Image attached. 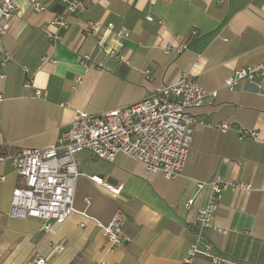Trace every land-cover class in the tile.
Returning <instances> with one entry per match:
<instances>
[{
  "label": "crops",
  "instance_id": "1",
  "mask_svg": "<svg viewBox=\"0 0 264 264\" xmlns=\"http://www.w3.org/2000/svg\"><path fill=\"white\" fill-rule=\"evenodd\" d=\"M40 1L47 7L43 13L17 0L3 35L12 60L0 64V144L11 152L50 147L71 128L76 112L100 115L132 105L184 73L217 95L192 110L204 125L193 126L188 161L174 179L150 174L122 154L108 162L89 150L78 152L74 212L51 232L42 231L36 218L9 216L13 192L24 179L10 163L0 164V264H26L36 253L45 264H181L197 214L213 195L211 185H198L217 178L250 189L223 190L215 222L227 234L206 232L212 255L224 264H264V75L233 91L225 87L236 70L264 64V0H84L87 11L67 16L69 27L57 43L45 31L59 32L54 18L63 7L60 0ZM89 22L114 25L100 36L128 63L97 49L96 36L83 33ZM180 43L188 44L181 55L164 53ZM84 55L103 67L85 65ZM29 78L32 86L26 87ZM37 89L46 95L35 98ZM221 123L230 129L219 131ZM242 129L258 138L242 137ZM92 178L123 189L114 195ZM116 215L123 239L111 248L100 225ZM196 264L211 261L200 255Z\"/></svg>",
  "mask_w": 264,
  "mask_h": 264
},
{
  "label": "built area",
  "instance_id": "2",
  "mask_svg": "<svg viewBox=\"0 0 264 264\" xmlns=\"http://www.w3.org/2000/svg\"><path fill=\"white\" fill-rule=\"evenodd\" d=\"M16 1L5 0L0 7V64L3 68L12 60L11 53L4 46L3 35L17 10ZM26 1L36 13L47 10L40 0ZM60 3L63 12L54 18L59 32L45 31L52 43L59 42L62 39L60 31L69 27L67 16L80 17L88 9L84 0H60ZM147 19L153 21L154 17L149 14ZM103 27L114 29L111 23L104 26L99 22H89L85 24L83 33L96 36L100 52L128 63L125 55L107 49L100 36ZM118 35L126 39L129 37L124 31H119ZM196 35V31L191 33V37ZM187 49V43H180L167 45L163 50L166 54L178 56ZM82 63L98 69L103 67L102 63L95 64L89 55L82 56ZM262 75L264 64L238 69L225 81V87L233 91L239 82L252 83L256 76ZM0 78L4 79L5 75H0ZM31 80H27L26 87L32 86ZM257 88L259 91L262 89L260 85ZM34 95L35 98L43 97L46 92L37 89ZM216 95V91L206 92L192 75L184 73L176 83L158 88L132 105L100 115L76 112L71 128L50 147L22 149L13 153L6 145L0 144V164L10 163L24 179V185L13 192L9 216L14 219L36 218L41 221V230L45 232H51L54 226L65 223L74 212L76 183L81 175L76 155L82 150H89L94 158L108 162H114L120 154L125 155L142 164L148 173L161 174L167 180L181 176L193 141V126L204 125L203 121H196L192 110L201 107L209 96ZM2 100L3 95L0 94V102ZM230 127V123L217 125L221 132L228 131ZM240 134L244 138H258V133L252 130L242 129ZM4 179L1 177L0 180ZM92 179L114 195L123 189L122 185L113 187L102 180ZM206 185L213 187V195L208 205L197 214L194 238L181 264H196L200 255L210 259L211 264H224V261L212 255V245L207 240L206 232L227 234L215 222L223 190L250 189L249 185L230 184L220 178L198 186L202 189ZM190 206L191 203H187V207ZM121 221L120 216L116 215L109 225H100L111 248L122 243ZM61 250L62 247L59 248ZM45 263L44 257L36 253L26 264Z\"/></svg>",
  "mask_w": 264,
  "mask_h": 264
}]
</instances>
